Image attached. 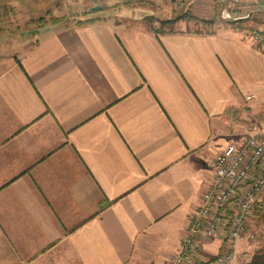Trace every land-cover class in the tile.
Wrapping results in <instances>:
<instances>
[{"label": "crops", "instance_id": "obj_1", "mask_svg": "<svg viewBox=\"0 0 264 264\" xmlns=\"http://www.w3.org/2000/svg\"><path fill=\"white\" fill-rule=\"evenodd\" d=\"M245 2L264 31V4ZM147 12L6 43L0 264H168L180 249L236 119L264 103V45L247 25L157 34ZM226 244L198 252L218 264Z\"/></svg>", "mask_w": 264, "mask_h": 264}, {"label": "rangeland", "instance_id": "obj_2", "mask_svg": "<svg viewBox=\"0 0 264 264\" xmlns=\"http://www.w3.org/2000/svg\"><path fill=\"white\" fill-rule=\"evenodd\" d=\"M117 1L118 0H0V60L9 54L7 49L10 47L6 44L9 43V41L15 43L12 45L13 48H17L18 50L23 49L25 46H32L34 42L36 43L37 36L51 26L58 24H62L63 26L75 25L80 18H85V20H87L92 18L103 19L114 17L118 19L115 15L124 9H149V12L144 15L143 21H145V17L153 15L156 20H154L152 24L145 21L150 27H161V20H175L176 24L173 27L176 32H180L183 29L195 32H207L220 28L221 26H233L227 22V19L230 18H225L223 14L225 10L230 11L229 5H227L226 2L227 0L221 2L218 0H157L158 5H156V3H151L150 0H136L133 2L131 1L129 7L116 9L113 6ZM204 1H209L211 7H204ZM245 1L247 0H241L239 6L242 5V7H240V9L236 7V10H234L239 14H246L245 17L239 18L243 19L241 20L242 22L236 24L238 26L247 25L251 28L253 27L252 33L255 31L254 29L259 32H264L260 28V25L256 23L255 18L253 20L255 24L253 21L249 22L252 18L254 8L256 7H252L251 2L247 3ZM257 1L261 3L259 0ZM145 2L150 3L146 4ZM97 6H101L102 8L94 12L90 11ZM245 18L247 20L244 21ZM202 19L215 20V23H205L202 22ZM128 21L133 20L130 19ZM170 28L172 27L167 26V30ZM18 32H24L28 35L26 45H23L25 42L24 40H18L19 37L13 36ZM251 36L253 35L251 34ZM235 124L238 130H233V137L237 140L235 142L239 143H242L252 132L263 130L264 103L259 105L258 110H256L255 107H248L247 117L244 119L239 118V120L236 119ZM260 211H262L260 214L256 212L250 217L247 230L239 240L244 243V248H240V244L237 245L239 264L250 263L254 253L259 249H264V206Z\"/></svg>", "mask_w": 264, "mask_h": 264}, {"label": "built area", "instance_id": "obj_3", "mask_svg": "<svg viewBox=\"0 0 264 264\" xmlns=\"http://www.w3.org/2000/svg\"><path fill=\"white\" fill-rule=\"evenodd\" d=\"M226 2L230 19L245 17L246 14L234 11L242 7L241 0ZM254 30L253 39L264 45V32ZM214 171L213 182L191 216L180 249L168 264H207L198 252L200 240L206 236L221 237L227 243L218 264H239L238 242L250 217L264 206V129L219 152L214 159Z\"/></svg>", "mask_w": 264, "mask_h": 264}, {"label": "trees", "instance_id": "obj_4", "mask_svg": "<svg viewBox=\"0 0 264 264\" xmlns=\"http://www.w3.org/2000/svg\"><path fill=\"white\" fill-rule=\"evenodd\" d=\"M143 2V1H141ZM131 5V2H121V3H116L113 7L116 8V9H119V8H122V7H129ZM184 16V15H183ZM182 18V17H181ZM99 20H102V18H92V19H87L83 22L85 23H93V22H96V21H99ZM144 20L146 22H150V24H152V22L155 19V17L153 15H150V16H147L144 18ZM241 20L243 19H227V22L230 23L231 25L233 26H237L238 25L236 23H239V22H242ZM247 20L246 18L244 19V21ZM57 21V20H56ZM144 21V22H145ZM54 22V21H53ZM202 22H205V23H215V20H208V19H202ZM176 24V21L175 20H161V27H151L152 31L157 33V34H163V33H174L176 32V30H174V25ZM236 24V25H234ZM167 26H171L172 28H170L169 30H167ZM37 42V41H36ZM262 211H257L258 214H260ZM213 261L217 260L216 257L212 258ZM246 264H264V249H259L257 250L254 255H253V258H252V261L250 263H246Z\"/></svg>", "mask_w": 264, "mask_h": 264}, {"label": "water", "instance_id": "obj_5", "mask_svg": "<svg viewBox=\"0 0 264 264\" xmlns=\"http://www.w3.org/2000/svg\"><path fill=\"white\" fill-rule=\"evenodd\" d=\"M223 14H224V17H225V18H230V15H229L228 10H225ZM248 16H249V15H248Z\"/></svg>", "mask_w": 264, "mask_h": 264}]
</instances>
